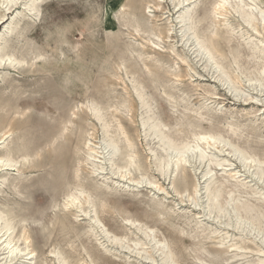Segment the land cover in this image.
Listing matches in <instances>:
<instances>
[{
  "label": "rangeland",
  "instance_id": "1",
  "mask_svg": "<svg viewBox=\"0 0 264 264\" xmlns=\"http://www.w3.org/2000/svg\"><path fill=\"white\" fill-rule=\"evenodd\" d=\"M29 1L0 0V264H264V0Z\"/></svg>",
  "mask_w": 264,
  "mask_h": 264
},
{
  "label": "bare ground",
  "instance_id": "2",
  "mask_svg": "<svg viewBox=\"0 0 264 264\" xmlns=\"http://www.w3.org/2000/svg\"><path fill=\"white\" fill-rule=\"evenodd\" d=\"M7 1V3L9 4V3H13L14 1H16V0H6ZM223 1L224 0H216L215 2H214V5H213V12H214V14L215 13H221V10H220V7H223ZM34 2H36V0L34 1ZM33 2V0H30L29 2H28V6L27 7H29V9H31V10H33L34 11V9L36 8V6H37V2L36 3H34ZM184 2V1H183ZM123 5H125V4H123ZM154 5L155 6H158L159 7V4L158 3H154ZM225 7V6H224ZM228 8V7H227ZM37 9H38V7H37ZM36 9V10H37ZM244 9V8H243ZM261 12V11H260ZM179 18H181L180 20L183 22V21H185V20H188V18H189V15H188V12L187 11H183L181 14H179ZM247 18V17H246ZM3 19V18H2ZM260 21H263L264 22V17L263 16H261L260 17ZM263 24V23H262ZM184 28L183 29H185V30H187L188 29V27H186L185 25L183 26ZM226 32H229V31H226ZM213 40L211 39V40H209L208 41V45L209 46H211V47H213V45H214V43L212 42ZM61 42V41H60ZM57 47V46H56ZM57 48H59V47H57ZM253 48V47H252ZM207 48H205L204 46H202V45H199V47L197 48V51H200V52H203L204 50H206ZM255 49V48H254ZM7 55H9V53L8 52H5V53H3V54H0V64H1V61L3 60V58L5 57V56H7ZM257 56V55H256ZM207 58H209V56L207 57ZM209 61V60H208ZM264 70L261 68L260 69V71H259V73L261 74L262 72H263ZM222 79H224V80H226L225 78H224V76H220ZM10 84V83H9ZM141 86V85H140ZM141 90V89H140ZM170 96V95H169ZM144 99V98H143ZM145 101V100H144ZM144 104H146L145 102H143ZM89 107V106H88ZM94 110H95V112H96V115L97 116H99V117H101L102 116V114L100 113L101 112V109H99L98 107H96V108H94ZM111 119V118H110ZM65 122H70L69 120L68 121H65ZM7 126L8 127V129L10 130V131H12L13 129H14V127H15V123L13 122V120H9V121H7V124H3V126ZM155 127H156V125H155ZM3 128V127H2ZM156 129V128H155ZM2 130V129H1ZM8 130V131H9ZM64 130H66V126L63 124V127L61 128V131H64ZM7 131H4L3 132V134L0 136V140L3 138V135H4V133H6ZM60 133V132H59ZM62 133V132H61ZM155 134H157L158 136H159V138L161 139V141L164 143V145H165V147L167 148V150L168 151H170V152H175V153H178V154H180L181 155V157H182V155L184 156V155H188L189 153L191 154V156L193 157V158H195L197 161H200V160H202L201 158V154H200V152H195V150L193 149V148H195V147H191V145H190V143H186L185 141H182V142H179L178 144L177 143H174V144H172V142H173V140H172V138L171 137H168V135L166 136V135H164V134H159L158 132H156L155 131ZM210 134V133H209ZM213 134H216V133H213ZM216 135H218L219 137H221L220 136V134L218 133V134H216ZM215 135V136H216ZM59 136H61V135H59ZM198 136H200V134H198ZM209 136H211V134L209 135ZM204 136L202 135V138H203ZM218 137V138H219ZM199 138V137H198ZM20 139H21V136H20ZM201 139V138H200ZM21 146V145H20ZM20 146H17V145H14V146H12V147H8L6 150H4V151H1L0 152V160H3V162H4V165H6V166H8V167H12V166H14L15 165V163L18 161V158H21V157H23L24 158V156L25 155H27V151L26 150H24V149H20ZM107 146H109L110 148H111V150L115 147V146H117V141L116 140H113V139H110L109 140V143H107V145H106V147ZM90 148V147H89ZM231 150V149H230ZM94 151V150H93ZM232 151H233V153H234V155H235V157L238 159V161L241 163V164H244L245 162H246V160H248L249 159V156H247L246 154H244L243 153V151H242V149L240 148V147H237V146H235V147H233L232 148ZM38 154V153H37ZM168 155V154H167ZM160 160H161V165L164 167V168H166V167H168L169 165H170V160H168V157H167V159H165V160H163L162 161V158H160ZM167 160V161H166ZM77 163H79V162H77ZM203 163V162H202ZM217 165H221V162H219V161H217ZM77 168V167H76ZM75 168V169H76ZM174 169V168H173ZM77 170V169H76ZM207 171H208V173H209V170H207V169H205L204 170V173L203 174H205V173H207ZM207 173V174H208ZM205 176V175H204ZM258 177H260L261 179L263 178V180H264V160H261L260 161V163H259V169H258ZM18 181V180H17ZM19 182H20V180H19ZM12 183V186L13 187H17V185H18V183L17 182H15L14 180L11 182ZM23 184V183H22ZM78 185V184H77ZM19 186H21V185H19ZM18 186V187H19ZM71 195V192H69V193H67V196H70ZM226 212V211H225ZM233 212V211H232ZM232 221H233V223H234V225H238L239 227L240 226H243V227H246V228H250V223H248L247 221H245V220H243V219H241V218H239L238 216H236L235 215V218L234 219H232ZM14 225H13V223H11V221L8 219V220H6V219H4L3 218V212L0 210V233L1 232H3V236L5 235V236H8V232H10L11 231V229H12V227H13ZM252 227V226H251ZM1 241V240H0ZM5 243H3V247H4V249L6 250V256H5V264L7 263V264H11V262L15 259V256H16V250L18 249V248H15L12 244L14 243V245H15V243L16 242H14L15 240L13 239V238H10V237H6L5 238V240H3ZM2 246V245H1ZM0 246V247H1ZM16 246V245H15ZM0 249H3V248H0ZM19 252V251H18ZM19 257V256H18ZM3 261V262H4ZM16 264H18V263H16ZM27 264H31V261L29 262V263H27Z\"/></svg>",
  "mask_w": 264,
  "mask_h": 264
},
{
  "label": "snow or ice",
  "instance_id": "3",
  "mask_svg": "<svg viewBox=\"0 0 264 264\" xmlns=\"http://www.w3.org/2000/svg\"><path fill=\"white\" fill-rule=\"evenodd\" d=\"M3 163V161H0V164H2Z\"/></svg>",
  "mask_w": 264,
  "mask_h": 264
}]
</instances>
